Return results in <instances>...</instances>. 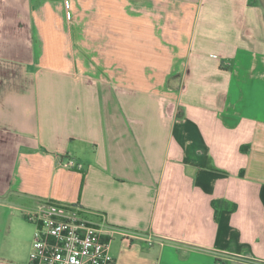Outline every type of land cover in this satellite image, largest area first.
<instances>
[{
    "label": "crops",
    "instance_id": "crops-1",
    "mask_svg": "<svg viewBox=\"0 0 264 264\" xmlns=\"http://www.w3.org/2000/svg\"><path fill=\"white\" fill-rule=\"evenodd\" d=\"M261 20L251 0H0V264H28L45 201L103 222L109 264H264Z\"/></svg>",
    "mask_w": 264,
    "mask_h": 264
},
{
    "label": "built area",
    "instance_id": "built-area-1",
    "mask_svg": "<svg viewBox=\"0 0 264 264\" xmlns=\"http://www.w3.org/2000/svg\"><path fill=\"white\" fill-rule=\"evenodd\" d=\"M63 167L81 168L72 159ZM25 218L35 230L28 264L110 263L105 224L88 220L79 206L45 201L28 211Z\"/></svg>",
    "mask_w": 264,
    "mask_h": 264
},
{
    "label": "rangeland",
    "instance_id": "rangeland-1",
    "mask_svg": "<svg viewBox=\"0 0 264 264\" xmlns=\"http://www.w3.org/2000/svg\"><path fill=\"white\" fill-rule=\"evenodd\" d=\"M251 2L253 4H255L258 9L260 10V16H261V28H262V32H263V51H264V0H251ZM227 260H231L232 262H234L235 264H257L254 263L252 261H246V260H242L239 258H235V257H227Z\"/></svg>",
    "mask_w": 264,
    "mask_h": 264
},
{
    "label": "trees",
    "instance_id": "trees-1",
    "mask_svg": "<svg viewBox=\"0 0 264 264\" xmlns=\"http://www.w3.org/2000/svg\"><path fill=\"white\" fill-rule=\"evenodd\" d=\"M98 220H100V218H98Z\"/></svg>",
    "mask_w": 264,
    "mask_h": 264
}]
</instances>
